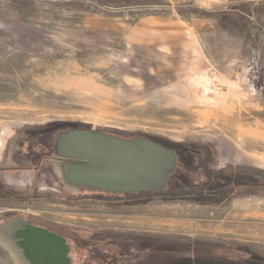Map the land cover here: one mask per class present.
<instances>
[{"label":"rangeland","instance_id":"374dc122","mask_svg":"<svg viewBox=\"0 0 264 264\" xmlns=\"http://www.w3.org/2000/svg\"><path fill=\"white\" fill-rule=\"evenodd\" d=\"M73 128L203 157L185 153L166 198L72 190L50 157ZM14 218L69 229L71 264L83 228L264 264V0H0V226ZM0 264H19L1 242Z\"/></svg>","mask_w":264,"mask_h":264},{"label":"water","instance_id":"95a60500","mask_svg":"<svg viewBox=\"0 0 264 264\" xmlns=\"http://www.w3.org/2000/svg\"><path fill=\"white\" fill-rule=\"evenodd\" d=\"M56 172L66 188L110 194H158L178 169V155L152 139H124L73 128L55 142ZM0 242L19 264H70L65 239L21 218L0 226Z\"/></svg>","mask_w":264,"mask_h":264},{"label":"flooded vegetation","instance_id":"af4514ba","mask_svg":"<svg viewBox=\"0 0 264 264\" xmlns=\"http://www.w3.org/2000/svg\"><path fill=\"white\" fill-rule=\"evenodd\" d=\"M174 151L179 157L178 169L174 176L180 173V168L183 165L181 147H168ZM189 158L192 160H200L203 157L202 151L189 150ZM210 158V157H209ZM50 161L63 163L64 160H60L56 157L55 152L50 157ZM199 163V161H192V163ZM182 163V164H181ZM189 163V162H188ZM211 164V162H210ZM185 165V164H184ZM193 167V166H191ZM186 171V170H185ZM188 173V172H187ZM205 173V171H204ZM207 177H213V172L207 173ZM172 178V177H171ZM244 181V180H243ZM237 186L244 184V182L235 183ZM171 188V184L168 182L167 189ZM166 189V190H167ZM165 190V191H166ZM228 191L227 187H221L218 189H210L209 195L214 192ZM198 192L197 190H194ZM209 191V190H208ZM164 192V191H163ZM161 193L158 196H162ZM197 195V194H196ZM198 196V195H197ZM44 229L55 233L65 239V245L68 248L69 241L72 237L69 233V229H61L57 226H41ZM79 233V232H78ZM193 240L189 238L171 237L165 238L162 235L154 234L150 235L147 232H131V231H106L103 232L100 229L85 230L80 229V250L84 252L83 262L84 264H185L189 260L196 262L198 257L191 256L193 251H188L186 254L177 256L178 252L181 253L182 249L192 248ZM171 245L175 250L166 252L162 250V246ZM71 248V247H70ZM190 248V249H191ZM69 250V249H68ZM162 250V251H161ZM180 250V251H178ZM154 251H156L154 253ZM71 253L67 252V258L70 260ZM71 264V261H70Z\"/></svg>","mask_w":264,"mask_h":264},{"label":"trees","instance_id":"16d2710c","mask_svg":"<svg viewBox=\"0 0 264 264\" xmlns=\"http://www.w3.org/2000/svg\"><path fill=\"white\" fill-rule=\"evenodd\" d=\"M117 136V135H116ZM162 145H164V144H162ZM165 146H168V145H165ZM183 147V146H182ZM183 152H181V156H182V161H183V164H185V158L184 157H187L186 155H185V153H189V149H187L185 146L183 147V150H182ZM187 161H191V158H188L187 159ZM182 164V163H181ZM174 177L175 176H173L172 178H170L169 179V183L171 184V183H173V180H174ZM190 184V183H189ZM244 184H252L253 186H257V187H260V183L258 182V181H253V182H249V181H247V182H244ZM260 184V185H259ZM190 186V185H189ZM170 185H169V188L166 190V191H164V192H162V193H164L163 195H162V197H164V198H166V196H164L166 193H168L169 191H170ZM192 190H194V189H192ZM226 191V190H225ZM225 191H218V192H214L213 194H211V196H215L216 198L217 197H219V196H223V194H224V192ZM176 193V196H171V194H169L168 196H171V197H181L182 195H185V194H180V193H182V192H175ZM185 193V192H184ZM106 194H110V193H106ZM137 194H147V195H150V194H153V195H160L161 193H158V194H154V193H137ZM177 194H180L181 196H177ZM206 194V196H209V193L208 192H206V191H200L199 193H198V195H200V196H204ZM114 195H117V196H122V195H124V194H114ZM173 195V194H172ZM187 195V194H186ZM185 197H187V196H185ZM205 197V196H204ZM215 197L214 198H211L212 199V201L215 199ZM200 200H202V199H200ZM203 202V201H202ZM213 254H214V252H213ZM149 264H152V263H149Z\"/></svg>","mask_w":264,"mask_h":264},{"label":"crops","instance_id":"0c3cea01","mask_svg":"<svg viewBox=\"0 0 264 264\" xmlns=\"http://www.w3.org/2000/svg\"><path fill=\"white\" fill-rule=\"evenodd\" d=\"M202 248H200V250H201ZM204 250H206L205 248H203ZM213 249V248H212ZM177 256H180V255H182V254H180V252H178L177 254H176ZM191 256H193V253L191 254Z\"/></svg>","mask_w":264,"mask_h":264}]
</instances>
